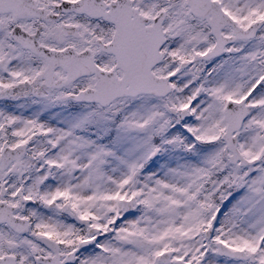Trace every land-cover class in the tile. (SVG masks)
I'll list each match as a JSON object with an SVG mask.
<instances>
[{
	"label": "snow or ice",
	"instance_id": "obj_1",
	"mask_svg": "<svg viewBox=\"0 0 264 264\" xmlns=\"http://www.w3.org/2000/svg\"><path fill=\"white\" fill-rule=\"evenodd\" d=\"M0 264H264V0H0Z\"/></svg>",
	"mask_w": 264,
	"mask_h": 264
}]
</instances>
